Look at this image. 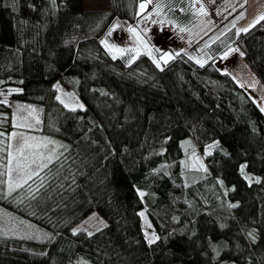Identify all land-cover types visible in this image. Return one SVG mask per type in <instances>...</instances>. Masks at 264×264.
Listing matches in <instances>:
<instances>
[{
    "label": "trees",
    "instance_id": "obj_1",
    "mask_svg": "<svg viewBox=\"0 0 264 264\" xmlns=\"http://www.w3.org/2000/svg\"><path fill=\"white\" fill-rule=\"evenodd\" d=\"M142 1L87 10L83 0H0V92L9 102L0 103V133L65 143L40 173L36 199L27 185L8 195L0 175V209L35 230L0 232V264H264V114L215 66L236 49L264 87V19L247 31L231 26L206 47L203 66L182 53L160 67L146 53L112 59L101 41L116 23L133 26ZM150 1L175 23L196 21L188 0ZM57 85L83 109L61 104ZM32 116L40 123L30 125ZM193 152L206 171H189ZM6 153L0 136V174ZM93 212L106 226L74 235Z\"/></svg>",
    "mask_w": 264,
    "mask_h": 264
},
{
    "label": "rangeland",
    "instance_id": "obj_2",
    "mask_svg": "<svg viewBox=\"0 0 264 264\" xmlns=\"http://www.w3.org/2000/svg\"><path fill=\"white\" fill-rule=\"evenodd\" d=\"M191 6V10L194 13L195 22L186 19L183 22L175 23L171 18H167L161 13L160 9L154 6L153 2L147 0V4H153V8L141 12L140 18L134 23L133 27L137 29L142 37L141 41H135V46L139 53H146L153 58L156 65L157 62L162 64L166 62L169 57H174L179 53L186 54L196 61L199 59L203 63L206 61L205 49L212 41L220 37L231 26L237 25L239 19L245 15V2L246 0H188ZM142 2H145L143 0ZM250 16L245 20L241 27H237L239 30H244L251 26V23L256 21L255 16L260 13L264 8V0H249ZM194 5V6H192ZM203 5V8L207 15L199 13V9ZM83 6L85 9H105L107 7V0H83ZM141 11V10H140ZM189 21V22H188ZM113 31V34L107 37L104 41H107L110 46L118 48H132L134 44L133 37L127 32L129 27L120 26ZM113 29V27L111 28ZM184 29L185 31H180ZM116 56H120V53H111ZM136 56V53H132ZM216 68L223 73L229 74L234 81L246 92L249 93L253 101L261 109L264 105V87L250 70L247 64L244 62L241 53L238 50H232L226 56L224 55L222 60L215 63ZM59 88V85L56 86ZM72 92L69 89H58V96L68 103L69 108H79L81 102L73 98ZM57 96V97H58ZM0 100H6L8 105L7 95H3L0 92ZM71 103V104H70ZM262 111V110H261ZM264 114V111H262ZM32 114V113H31ZM33 121H30V125L35 122V117H31ZM13 135L14 139H7V153L3 163L4 174L6 173V165L10 159L9 153L14 156H18L17 148L25 143V139L28 138V144L34 143L31 138L35 140H52L58 145L65 146L61 140L43 135H35L24 131L13 130L9 133ZM11 145V147H8ZM52 147V145H49ZM65 148V147H63ZM63 148L59 149L62 152ZM213 147L207 148V152H210ZM34 151L32 148H25L26 153ZM188 169L189 171L203 172L205 169L202 157L198 153H191L188 156ZM13 178L16 179L15 173ZM7 175H4V190L8 193ZM144 216L141 217L143 229L147 238L154 234L155 231L144 210H141ZM107 224V221L101 217L97 212L91 213L82 223L78 224L73 232L84 231L88 234H92ZM27 231L30 233H27ZM0 232H12L22 237L31 236L33 231L32 227L21 219H18L9 213L0 209ZM83 264V263H78Z\"/></svg>",
    "mask_w": 264,
    "mask_h": 264
},
{
    "label": "snow or ice",
    "instance_id": "obj_3",
    "mask_svg": "<svg viewBox=\"0 0 264 264\" xmlns=\"http://www.w3.org/2000/svg\"><path fill=\"white\" fill-rule=\"evenodd\" d=\"M50 2L53 4V6H55L56 0H50ZM146 7H147V0H145V2L140 3L139 5L141 12H143ZM160 7L161 5L159 4L156 5L157 10H159ZM199 13H203L207 15V13L205 12L203 8V5H201L199 9ZM259 19H264V17H260L256 21H254L253 26L255 25V23L259 22ZM117 27L118 25H114L113 29L109 31L108 35L111 36L113 34V31H115ZM180 31H185V30L180 29ZM243 31H247V29H244ZM127 32L131 34L134 40V44L132 48L125 49V48H118L115 46H110L107 41H101V43L104 44V47L108 49L110 53H120L121 55H123L125 52H128V53H136V56H138L139 52L137 51V48L135 46V41L142 42L141 34L137 29L133 27H129L127 29ZM227 54L228 53H225V56ZM241 55H243V53H241ZM116 58L117 56L113 54L112 59H116ZM170 58L171 57H169V59ZM134 59L135 57L129 58L127 62L129 66L131 64V61ZM196 62L200 64V66H203V62L200 61L199 59ZM157 67H160V64L158 62H157ZM8 94L9 95L12 94L11 91H9ZM57 99L60 100V103L64 104L66 108H69V105L66 104L65 101L62 100L59 96L57 97ZM0 103L7 104V101L0 100ZM79 107L83 109V105H80ZM70 110L75 111L76 108L73 107V108H70ZM261 110L264 111V105L261 106ZM17 111L18 112L27 111L29 112V114H31L32 112H35L36 110L35 109H22L18 106ZM35 123L36 124L40 123L38 118L35 119ZM16 126L19 127L21 125H16ZM25 126L30 127V125H25ZM0 136H6V139H9V140L14 139L13 135H7L5 133H0ZM31 139L34 141V143L28 144V138H26L25 143L17 148L16 151L19 154L18 156H14L11 152L9 153L10 159L8 160V163L6 165L7 171L5 173L8 177L7 179V185H8L7 194L8 195H11L15 189L24 188L25 185H27L26 197L30 196L31 199H36L37 198L36 193H38L40 188L44 186V183H43L44 178L40 176V173L44 172L45 169H48L49 171H51V169L49 168V165L53 162L54 159H59V156L61 154L59 149L65 147L63 145L56 144V142L52 140H35V138H31ZM49 145H52V147H49ZM8 147H11V145H8ZM25 148H32L34 149V151L30 153H26ZM241 171H243V169H241ZM13 173H15L16 179L13 178ZM5 174H0V175H5ZM46 175L47 173H45V176ZM33 177H35L37 180L40 181V183L36 187L35 192L31 191L32 185L29 184V181H32L33 183H35V180H33ZM256 182L259 183V181H256ZM0 183H3V181H0ZM220 183H221V186H223V183L222 182ZM140 195L143 196L144 193L141 192ZM23 198L24 197H22L21 199L23 200ZM229 207H238V205L231 204L229 205ZM140 216L143 217L144 213L141 212ZM73 234L75 235L76 232L74 231ZM249 235L251 236L252 234L249 233ZM157 239H159V237H156L153 234L149 238L148 243L149 244L155 243ZM253 242H254V238H253Z\"/></svg>",
    "mask_w": 264,
    "mask_h": 264
},
{
    "label": "crops",
    "instance_id": "obj_4",
    "mask_svg": "<svg viewBox=\"0 0 264 264\" xmlns=\"http://www.w3.org/2000/svg\"><path fill=\"white\" fill-rule=\"evenodd\" d=\"M248 2H249V0H246V2H245V15L244 16H242L241 17V19H239V22L237 23V25H234V26H239V27H241V26H243L242 25V23L245 21V20H247L248 18H249V16H250V10H249V4H248ZM263 10H264V8H263ZM250 13V14H249ZM262 15H264V11H262V12H260V13H257L255 16H257L256 17V20L259 18V17H261ZM251 25H252V23H251Z\"/></svg>",
    "mask_w": 264,
    "mask_h": 264
}]
</instances>
